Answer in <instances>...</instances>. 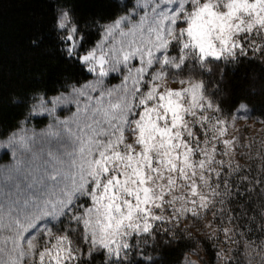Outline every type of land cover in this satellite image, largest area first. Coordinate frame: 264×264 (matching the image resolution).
Listing matches in <instances>:
<instances>
[{
	"label": "snow or ice",
	"instance_id": "1",
	"mask_svg": "<svg viewBox=\"0 0 264 264\" xmlns=\"http://www.w3.org/2000/svg\"><path fill=\"white\" fill-rule=\"evenodd\" d=\"M125 12L83 52L71 5L56 18L66 55L96 79L34 105L54 123L19 137L22 177L0 185V264H82L94 252L127 264L155 222L202 218L225 194L220 169L239 170L217 159L234 154L236 141L223 139L230 121L198 73L210 72V61L264 51V0H136ZM70 103L69 118L55 115ZM56 221L73 222L88 249ZM254 244L246 241V254ZM254 250L264 252V239Z\"/></svg>",
	"mask_w": 264,
	"mask_h": 264
},
{
	"label": "trees",
	"instance_id": "2",
	"mask_svg": "<svg viewBox=\"0 0 264 264\" xmlns=\"http://www.w3.org/2000/svg\"><path fill=\"white\" fill-rule=\"evenodd\" d=\"M66 5L75 12L83 52L98 42L103 25L126 14L127 5L134 7V0H0V140L26 120L33 98L58 96L92 78L83 64L66 55L56 27V18ZM209 66L211 71L198 73V78L222 108L220 115L231 118L243 104L248 110L246 122L263 131L248 136L245 129L235 153L222 156L238 164L239 170L220 169L218 191L225 194L216 197L215 208L200 219L159 224L151 237L136 241L127 264H182L193 252L199 253L201 264H264V252L254 250L264 239V51L250 50L234 60L210 61ZM36 122L40 126L47 120ZM224 228L230 230L228 236ZM73 239L87 250L80 232ZM246 241L255 242L247 254ZM82 264H106L105 254L93 253Z\"/></svg>",
	"mask_w": 264,
	"mask_h": 264
},
{
	"label": "rangeland",
	"instance_id": "3",
	"mask_svg": "<svg viewBox=\"0 0 264 264\" xmlns=\"http://www.w3.org/2000/svg\"><path fill=\"white\" fill-rule=\"evenodd\" d=\"M135 2H136V0H134V5H135ZM58 30H59V33L62 37L64 35V32L60 29H58ZM102 38H103V34L101 33V37L98 40V42ZM259 42L260 41H258V43ZM79 51H80V49H79ZM91 75H92V78L88 82H92L96 79L94 74H91ZM119 84H120L119 78L112 80L113 86H117ZM168 86L172 87V88L180 87L179 84L172 83L171 80H169ZM71 89L68 92L61 93V94H63L64 96H69L71 93ZM40 97H44V96L39 95V96H36L35 98H33L31 111H30L28 117L26 118V120H24L20 124L19 128H17L7 138L0 140V185L5 184V182L11 183V181L17 180L18 177H22V170H21L20 166L17 165V162H16V157L19 155L18 150L20 148V145L18 143L19 137L21 135H25V134L31 135L33 132L36 133L37 136L44 135L48 131L49 125L54 123L53 116L49 115L47 112H43V113L33 112L34 105H38L40 103V100H39ZM55 97L56 96L49 97V98L44 97V99L50 101L51 99H53ZM48 107H51V104H49ZM74 111H75V104L74 103H70L67 105H58L56 108L55 115L58 116L60 119H67L71 116L72 112H74ZM247 115H248V110L244 111L243 114L237 112V114L234 115L236 117V119L234 121V126L231 123L232 117L227 118L230 121V124H229V127L227 129V133L223 137V139L235 140L236 143L233 145L235 151H236L238 145L240 144V136H241L242 131L247 129L249 131L248 136L260 135L261 132L263 131V127L253 126L251 123L246 122ZM44 118L47 120V122L45 124L39 126L38 122H36V121L40 120V119H44ZM197 134L198 135L200 134L199 131L197 132ZM221 151H223V145L218 143L217 152L219 153ZM217 159L219 160V159H224V158L222 156L218 155ZM157 211H159V210H157ZM164 215L169 216L170 213L166 210L164 212ZM184 220L185 219H181V221H184ZM53 223L59 224L58 221L53 222ZM161 223L162 222H155L156 226H159V224H161ZM49 226H51V225H49ZM65 227L68 228L69 235H71L72 237L74 236V234L77 231L81 233V230L78 229L77 226L73 222L65 223L63 228H65ZM63 228H61V229H63ZM74 228H76L75 232L72 231ZM154 228H153V230H154ZM37 239L42 240V234L38 233ZM87 249H88V245H87ZM94 253H103V252H94ZM224 256H225V258H228V254H225ZM201 263L202 262H201V257L199 255V253L193 252V253L186 256V258L184 259L182 264H201Z\"/></svg>",
	"mask_w": 264,
	"mask_h": 264
}]
</instances>
